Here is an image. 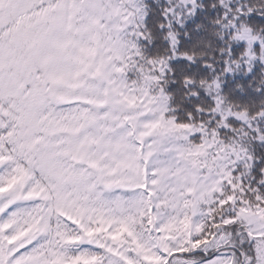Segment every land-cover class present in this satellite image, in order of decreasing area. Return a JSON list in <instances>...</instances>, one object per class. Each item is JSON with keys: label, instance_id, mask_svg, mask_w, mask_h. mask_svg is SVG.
I'll return each instance as SVG.
<instances>
[{"label": "snow or ice", "instance_id": "6c2138e0", "mask_svg": "<svg viewBox=\"0 0 264 264\" xmlns=\"http://www.w3.org/2000/svg\"><path fill=\"white\" fill-rule=\"evenodd\" d=\"M0 264H264V0H0Z\"/></svg>", "mask_w": 264, "mask_h": 264}]
</instances>
